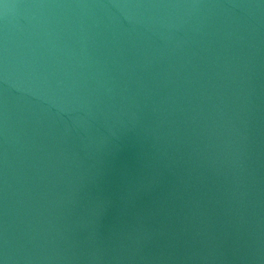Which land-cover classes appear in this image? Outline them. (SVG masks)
<instances>
[{"label":"water","instance_id":"95a60500","mask_svg":"<svg viewBox=\"0 0 264 264\" xmlns=\"http://www.w3.org/2000/svg\"><path fill=\"white\" fill-rule=\"evenodd\" d=\"M0 264H264V0H0Z\"/></svg>","mask_w":264,"mask_h":264}]
</instances>
